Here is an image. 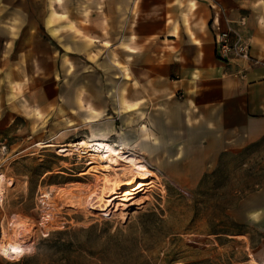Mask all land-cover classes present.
I'll list each match as a JSON object with an SVG mask.
<instances>
[{
  "label": "crops",
  "instance_id": "0c3cea01",
  "mask_svg": "<svg viewBox=\"0 0 264 264\" xmlns=\"http://www.w3.org/2000/svg\"><path fill=\"white\" fill-rule=\"evenodd\" d=\"M217 9L250 60L216 58ZM83 131L185 189L250 148L264 166V0H0V137L14 155ZM238 212L264 264V176ZM6 222L1 195L0 242Z\"/></svg>",
  "mask_w": 264,
  "mask_h": 264
},
{
  "label": "rangeland",
  "instance_id": "374dc122",
  "mask_svg": "<svg viewBox=\"0 0 264 264\" xmlns=\"http://www.w3.org/2000/svg\"><path fill=\"white\" fill-rule=\"evenodd\" d=\"M91 135L83 131L51 143L65 145ZM48 141L14 151L0 171L7 180L0 193L7 221L2 237L21 244L22 264L259 263L249 238L255 230L238 212L239 200L264 176L253 148L227 160L195 189L179 187L147 165V185L132 200L100 207L98 182L110 180L111 173L71 148L64 156L56 148L36 147ZM121 174L119 182L142 175ZM39 190L50 194L46 213L36 200Z\"/></svg>",
  "mask_w": 264,
  "mask_h": 264
},
{
  "label": "bare ground",
  "instance_id": "6f19581e",
  "mask_svg": "<svg viewBox=\"0 0 264 264\" xmlns=\"http://www.w3.org/2000/svg\"><path fill=\"white\" fill-rule=\"evenodd\" d=\"M37 147L56 148L58 150V153L64 156L70 155V152L67 148H71L74 151H78L79 154L84 155L82 158L87 159V157H91L90 159L92 161L90 160L91 162H89V164H94L93 167H96V169L99 168L100 170H102V172L111 173L113 177L110 180L103 177L102 180L98 182L97 189L99 188V191H96L98 193V196L96 197V203H99L100 207L112 205L116 201L128 202L132 200L134 196L138 192L142 191L143 188L147 185V178L144 174L148 172V169L145 165V162L141 160V158H138L136 155L130 152L122 151L121 149H119L118 147L116 148L110 143L102 141H79L66 145L39 144L37 145ZM124 171H133L136 173H141L142 175H140L138 178L127 177L128 179L124 181L122 179L123 182H119V179L123 177V174L121 173ZM0 175L2 174L0 173ZM3 182L4 178L1 176L0 191ZM17 237L19 238V236ZM7 239L8 237L6 238L3 235V241L0 242V255L10 260H16L20 258L24 253V249H22L21 244L14 241H9Z\"/></svg>",
  "mask_w": 264,
  "mask_h": 264
},
{
  "label": "built area",
  "instance_id": "2783aa9c",
  "mask_svg": "<svg viewBox=\"0 0 264 264\" xmlns=\"http://www.w3.org/2000/svg\"><path fill=\"white\" fill-rule=\"evenodd\" d=\"M225 24L227 25V21ZM209 26L214 36V50L218 60L224 63H233L237 60L247 61L251 59L249 47L242 42L237 32L229 25L224 29L221 27L218 9ZM12 157L8 140L0 137V171L10 163ZM49 199L48 191L39 190L37 192L36 200L41 212L46 213L48 211Z\"/></svg>",
  "mask_w": 264,
  "mask_h": 264
}]
</instances>
